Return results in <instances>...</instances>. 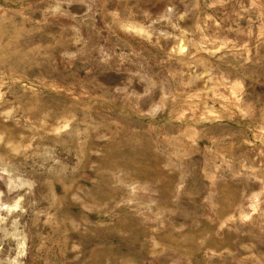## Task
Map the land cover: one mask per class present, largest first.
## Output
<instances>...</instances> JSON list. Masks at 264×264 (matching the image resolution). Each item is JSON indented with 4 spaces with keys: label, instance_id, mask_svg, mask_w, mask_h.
I'll return each mask as SVG.
<instances>
[{
    "label": "rangeland",
    "instance_id": "rangeland-1",
    "mask_svg": "<svg viewBox=\"0 0 264 264\" xmlns=\"http://www.w3.org/2000/svg\"><path fill=\"white\" fill-rule=\"evenodd\" d=\"M0 264H264V0H0Z\"/></svg>",
    "mask_w": 264,
    "mask_h": 264
}]
</instances>
